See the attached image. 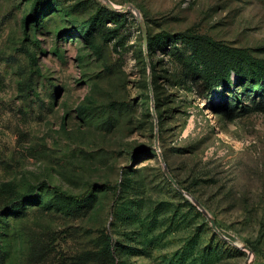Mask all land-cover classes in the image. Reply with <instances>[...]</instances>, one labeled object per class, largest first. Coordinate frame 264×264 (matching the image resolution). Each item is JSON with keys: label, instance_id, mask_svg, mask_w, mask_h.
Segmentation results:
<instances>
[{"label": "rangeland", "instance_id": "rangeland-1", "mask_svg": "<svg viewBox=\"0 0 264 264\" xmlns=\"http://www.w3.org/2000/svg\"><path fill=\"white\" fill-rule=\"evenodd\" d=\"M109 1L0 0V264H264V0Z\"/></svg>", "mask_w": 264, "mask_h": 264}, {"label": "water", "instance_id": "water-1", "mask_svg": "<svg viewBox=\"0 0 264 264\" xmlns=\"http://www.w3.org/2000/svg\"><path fill=\"white\" fill-rule=\"evenodd\" d=\"M108 5L116 10H120V11H127L129 8L134 9L137 14L138 11L135 7H133L131 4H127L126 6L123 7H116L111 1L106 0ZM138 20L140 22L141 25V29H142V33H143V37H144V45L145 47L147 46V42H148V38H147V28L145 26V23L143 21V19L139 16ZM157 142V141H156ZM164 163V162H163ZM164 168H165V174L167 175V177L169 178V180L179 189L183 192V190L180 188V186L177 184L176 180L174 179V177L172 176V174L170 173V171L167 169L165 163H164ZM197 205L199 206V208L204 212V214L206 215V217L208 218V220L210 221L212 228L221 236L224 237L223 233L220 231V229L217 226V222L215 220L214 217H212L207 211L206 209L203 207L202 204H200L199 202H197ZM231 241V240H230ZM233 243V241H231ZM241 248H243L244 250H248L251 254H252V249L249 246H242ZM246 264H250L249 261Z\"/></svg>", "mask_w": 264, "mask_h": 264}, {"label": "trees", "instance_id": "trees-1", "mask_svg": "<svg viewBox=\"0 0 264 264\" xmlns=\"http://www.w3.org/2000/svg\"><path fill=\"white\" fill-rule=\"evenodd\" d=\"M56 196L58 197L59 200H63L65 198H67V195L59 190L55 191ZM91 194V191H88L86 194H84L83 196L80 197H72L73 200L75 201H84L85 199H87ZM33 198H31L29 201H32Z\"/></svg>", "mask_w": 264, "mask_h": 264}]
</instances>
